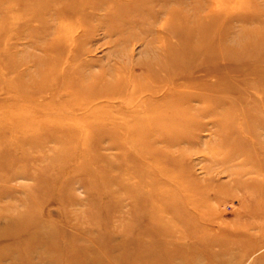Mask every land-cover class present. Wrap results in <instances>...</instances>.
Segmentation results:
<instances>
[{
    "label": "rangeland",
    "instance_id": "374dc122",
    "mask_svg": "<svg viewBox=\"0 0 264 264\" xmlns=\"http://www.w3.org/2000/svg\"><path fill=\"white\" fill-rule=\"evenodd\" d=\"M15 221L81 238L62 264H264V0H0L4 244Z\"/></svg>",
    "mask_w": 264,
    "mask_h": 264
},
{
    "label": "bare ground",
    "instance_id": "6f19581e",
    "mask_svg": "<svg viewBox=\"0 0 264 264\" xmlns=\"http://www.w3.org/2000/svg\"><path fill=\"white\" fill-rule=\"evenodd\" d=\"M16 222V221H15ZM36 224V225H35ZM35 224L32 223H25L24 221L21 222H16L13 223L12 227L17 229L16 234H13L14 236H12L13 240L12 242L8 243V244H4L6 242H2L1 239H3V237L0 236V255L3 253V251H10V249H13L16 246H20V243L25 242L26 239L32 237V235L35 234H39L42 237V241L46 242L45 244L48 245L49 247H53L51 252L54 257H55V263L56 264H62V262H60L59 260V256L62 255L63 252H67L70 250V247H68V245L70 244V242L73 244H75L77 242L78 239L81 238H77V239H71V238H75L73 236H71L72 232L67 231L65 236H61L62 234V227H55V228H51L49 225H41L35 222ZM15 232V231H14ZM5 234V233H3ZM7 237H11L8 236ZM129 242H131L133 244V251L130 254H126L128 255L126 258L128 263H130L133 258V256H135V251L134 248L135 246L138 244L140 245H145L146 249L149 248L148 247V243H146L145 241H141V239H137V240H130ZM27 248V245H24V249ZM76 249V248H75ZM87 251V247L78 250V252H80V255L85 254V252ZM142 256V255H141ZM126 261L124 260H118V263L121 264V262ZM122 262V263H123ZM4 263V259L0 258V264ZM18 262H16L17 264ZM30 263V262H29ZM127 264V262H125ZM23 264H27V263H23Z\"/></svg>",
    "mask_w": 264,
    "mask_h": 264
}]
</instances>
